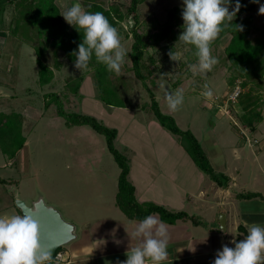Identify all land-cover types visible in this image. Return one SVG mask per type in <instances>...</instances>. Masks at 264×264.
<instances>
[{
  "label": "rangeland",
  "instance_id": "rangeland-1",
  "mask_svg": "<svg viewBox=\"0 0 264 264\" xmlns=\"http://www.w3.org/2000/svg\"><path fill=\"white\" fill-rule=\"evenodd\" d=\"M56 1L62 12L75 3H80L85 10L93 1L105 7L118 4L126 11L130 3V0ZM235 4L236 1L229 5V11L235 8ZM260 5H264V2L246 12L253 16L250 34L253 41L264 30V15L259 14ZM174 7H179L181 24L178 23L169 37L161 41L163 47H150L145 54V63L149 67V71L145 69L148 86L162 111L172 115L179 127L189 129L196 135L217 171L231 170L237 173L234 168L238 167L241 170L238 173L239 184L243 183L251 190H260V182L256 181L255 175L260 177L261 174L260 142L264 141V120L255 131L249 130L241 122L242 108L238 102L229 104L225 99L230 90L231 77L236 74L225 52L231 35L212 42L211 54L218 63L206 77H202L193 75L188 67L197 63L195 46L179 41L184 24L183 0H145L136 11L139 30L150 34L160 31ZM12 12L10 5L0 23V112H19L23 115V132L27 143L13 163L0 148V177L18 180V183L0 182V215L23 214L16 204V196L28 204L42 197L48 205L58 208L67 220L78 225L77 233L80 230L81 234L83 227L86 229L98 218L124 215L116 205L120 167L108 150L105 136L89 125L67 126L64 118L58 115L56 104L45 107L44 94L48 92L61 94L68 111L94 116L105 125L116 128L115 145L131 162L136 160H133L135 166L139 165L144 154L151 159L153 168L157 170L149 173L151 178L143 184L142 177L136 179L138 172L135 171L134 181L138 182L140 197L157 198L169 207L177 204L182 197L184 208H188L184 211L192 210L193 201L187 194H197L199 188L210 187L211 180L203 179L199 173L201 169L185 150L180 138L157 120L150 107L148 89L129 68V52L134 40L130 27L134 18L124 19L120 23V36L127 55L121 72L115 73L110 82L105 79L100 93L93 70L89 66L85 70H77L75 61H70L62 50L58 52L62 69H55V77L50 82L40 83L36 51L32 46L39 42L37 31L30 32L32 44L12 36ZM170 51L179 54L178 61L170 59ZM151 57L154 62L150 60ZM44 60L53 65L51 47ZM82 72H86V75L81 89L73 93L66 88V82ZM162 74L167 75L161 78ZM205 84L214 93L211 99L201 95ZM177 89L183 91L184 100L179 109L172 112L164 96L166 91L175 92ZM260 93L263 114L264 86ZM120 102L126 106L115 105ZM231 141H244L241 148L243 159L234 158ZM242 200L245 202L246 199ZM70 248V245L64 246L67 257Z\"/></svg>",
  "mask_w": 264,
  "mask_h": 264
},
{
  "label": "trees",
  "instance_id": "trees-1",
  "mask_svg": "<svg viewBox=\"0 0 264 264\" xmlns=\"http://www.w3.org/2000/svg\"><path fill=\"white\" fill-rule=\"evenodd\" d=\"M145 0H130L126 11H123L122 6L118 4H110L108 7L101 3L93 1L85 11L102 12L109 22L118 29L119 34L122 33L119 28L120 23L124 19L134 18V23L130 27V32L133 37V43L129 56L131 58L130 70L134 75L141 80L143 86L148 89L151 102L150 107L160 124L176 134L181 141V144L191 156L196 165L205 172L217 186L226 188L230 183V176L223 171H217L211 163L207 152L204 150L201 142L196 135L189 129L179 127L176 119L162 111L156 99L154 92L149 88L147 83V75L145 69L148 65L145 63V54L148 48L160 49L163 47L161 41L168 38L169 34L175 29V26L181 24L179 7H174L169 11L168 19L164 23L162 29L158 32L150 34L148 31L139 30V18L137 15L138 6ZM237 0H231L232 2ZM264 0H258V3H253L252 0H239L241 8L236 14L231 25L223 28L217 39L230 34L231 38L225 47L226 56L230 62V67L236 74L231 77L230 90L235 84L236 79H241L243 88L238 100V104L242 108L240 115L241 122L251 131H255L258 124L263 120L261 111L262 95L259 90L264 86V30L260 37L253 41L250 37L252 31V14L246 12L255 8ZM246 3V4H245ZM12 5L13 16L10 26L12 36L19 37L24 42L33 43L32 30L37 31L39 39L38 44H32L36 51V62L39 65V82L48 83L55 77V69H62V62L58 58V52L64 51L65 56L70 61H75L76 57L71 55L73 51H78V45L83 39V30L77 29L69 25L61 16V8L56 0H0V23L3 22L4 13L8 6ZM235 25H241L242 31H238ZM53 49L54 63L49 65L44 60V56L49 48ZM154 62V59H150ZM89 68L93 70L96 84L99 92L105 79L110 78L115 74L109 72L101 63H98L95 56L89 62ZM89 70V69H88ZM87 70V71H88ZM86 71V72H87ZM149 71V69H148ZM86 72H82L78 76L70 77L66 82V88L71 92L78 93L85 79ZM112 79V78H111ZM45 107H49L52 103L57 106V113L63 117L67 126L89 125L98 133L106 138L108 150L113 154L116 162L120 167L118 176V191L116 193V205L131 220H142L148 215L158 213L160 218L168 223H175L178 219H191L197 223V217L190 215L184 210L172 211L164 205L154 201H139L136 197V186L129 179L130 163L128 157L122 153L115 145L118 130L100 122L96 117L68 111L65 108L63 97L58 92H48L44 94ZM235 102V103H236ZM117 106H126L125 103H115ZM24 117L19 112H0V148L1 151L15 162L18 152L25 146L27 140L23 132ZM249 138L248 136L246 139ZM2 183H18L16 179L0 177ZM238 198H254L259 197L264 199L261 192L246 190L238 192ZM247 235V230L243 225L239 226ZM58 250H63L60 247ZM54 264V263H53Z\"/></svg>",
  "mask_w": 264,
  "mask_h": 264
},
{
  "label": "clouds",
  "instance_id": "clouds-1",
  "mask_svg": "<svg viewBox=\"0 0 264 264\" xmlns=\"http://www.w3.org/2000/svg\"><path fill=\"white\" fill-rule=\"evenodd\" d=\"M258 3V0H252ZM231 0H183V31L179 41L195 46L197 63L188 67L193 75L206 77L218 63L211 54V44L223 28L231 25L241 8L239 0L235 8L229 11ZM259 14L264 15V5H260ZM71 26L83 30L82 42L78 51L71 55L76 57L74 67L81 71L89 66L95 56L98 63L106 66L109 72L119 74L125 62L127 51L122 44L118 29L100 11H85L80 3H75L61 13ZM242 31L241 25H235ZM172 61L179 60V54L168 53ZM167 74H162L161 78ZM201 95L211 99L213 91L204 85ZM164 99L169 111L175 112L183 104V91L165 92ZM23 214L0 215V264H52L53 245L45 244L42 239V226L36 213L22 208ZM247 235L234 247L223 245L216 254L213 264H264V226L243 222ZM223 230V225H220ZM131 239L140 243L126 252L127 259L121 264H163L168 258L169 237L165 224L154 215L143 218L131 234Z\"/></svg>",
  "mask_w": 264,
  "mask_h": 264
},
{
  "label": "crops",
  "instance_id": "crops-1",
  "mask_svg": "<svg viewBox=\"0 0 264 264\" xmlns=\"http://www.w3.org/2000/svg\"><path fill=\"white\" fill-rule=\"evenodd\" d=\"M243 142L231 141L230 143L231 152L237 160L244 158V152L241 150L244 147ZM26 143L27 140L25 146ZM260 143V173L262 175L260 174V177L258 174V176L255 175L256 181L260 182V190L253 191L261 192L264 195V141ZM258 152L256 150L257 155H259ZM133 160L132 162L129 160V179L136 186V197L139 201H154L172 211L188 210V208H184L182 197L179 198L177 204L172 203L173 207L165 205L157 198L140 197L138 182L134 181L136 172H138L136 179L142 177L140 180L143 184L146 179L151 178L149 173L155 172L157 168H153L151 159L145 154L142 161L138 162L139 165L135 166L136 163ZM234 169L237 173L230 172L231 170L223 171L231 178L229 186L226 188L217 186L205 172L199 171L203 179L209 178L211 180V185L210 187L199 188L197 194H187L188 198L193 201V206L192 210L186 212L195 215L198 220L197 223L191 219H178L175 223H168L163 221L158 213L151 214L165 224L168 232V258L163 264H213L217 252L222 250L223 245L234 247L231 241L238 242L244 239L246 234L239 229L240 225L244 227V221L249 224L256 223L264 226V199L259 197L238 198L236 195L238 192L251 189L243 183L239 184L238 173L241 170L238 167ZM242 199H246L245 202L249 203H245ZM222 213H225L226 228L220 230V215ZM139 222L140 220L127 218L125 214L121 217H101L94 220L86 226V229L85 227L82 228V234L79 230L77 238L67 244L71 247L69 254L67 253V258L70 260L69 264H121L127 259L126 252L129 248L140 243L139 239L130 238ZM62 247L64 249V246Z\"/></svg>",
  "mask_w": 264,
  "mask_h": 264
},
{
  "label": "water",
  "instance_id": "water-1",
  "mask_svg": "<svg viewBox=\"0 0 264 264\" xmlns=\"http://www.w3.org/2000/svg\"><path fill=\"white\" fill-rule=\"evenodd\" d=\"M15 201L21 209L33 211L36 218L42 226V239L45 244H52V255L62 247L75 240L78 236L77 225L67 220L62 212L53 205H48L42 197L33 200L32 204H28L26 200L16 196ZM225 213L220 215V225L226 228Z\"/></svg>",
  "mask_w": 264,
  "mask_h": 264
},
{
  "label": "built area",
  "instance_id": "built-area-1",
  "mask_svg": "<svg viewBox=\"0 0 264 264\" xmlns=\"http://www.w3.org/2000/svg\"><path fill=\"white\" fill-rule=\"evenodd\" d=\"M241 83H242L241 79L239 78L236 79L234 86L232 87L231 90H229V92L225 96L226 103L234 104L238 100L243 90ZM53 261L55 264H69L70 263V260L67 258L66 252L64 249L56 251Z\"/></svg>",
  "mask_w": 264,
  "mask_h": 264
}]
</instances>
